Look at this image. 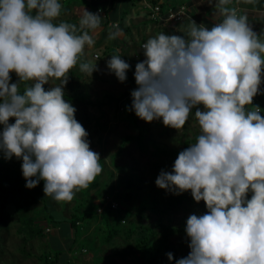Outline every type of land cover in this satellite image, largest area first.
Returning a JSON list of instances; mask_svg holds the SVG:
<instances>
[{
    "label": "clouds",
    "instance_id": "9594fccd",
    "mask_svg": "<svg viewBox=\"0 0 264 264\" xmlns=\"http://www.w3.org/2000/svg\"><path fill=\"white\" fill-rule=\"evenodd\" d=\"M231 4L217 0L222 19L210 30L191 20L185 36L161 32L148 38L145 59L135 66L138 87L130 110L137 117L162 118L164 126L179 131L196 108V142L155 180L177 195L190 190L208 209L188 217L190 252L176 264H264V117L259 106L246 107L260 94L264 40ZM61 9L60 0H0V151L6 159H22L26 188L43 180L45 196L71 202L102 167L63 89L78 63L89 76L99 70L96 62L80 58L94 44L87 29H97L102 18L84 10L79 28L56 24ZM119 34L110 32L108 39ZM107 68L123 83L130 65L112 55ZM12 72L16 83H10ZM50 80L59 84L46 91Z\"/></svg>",
    "mask_w": 264,
    "mask_h": 264
},
{
    "label": "rangeland",
    "instance_id": "374dc122",
    "mask_svg": "<svg viewBox=\"0 0 264 264\" xmlns=\"http://www.w3.org/2000/svg\"><path fill=\"white\" fill-rule=\"evenodd\" d=\"M60 16L57 18L59 19ZM56 19V20H57ZM121 29V24L119 25ZM115 42L117 41L114 39ZM109 46H114L113 40L103 38ZM117 46V45H116ZM125 62L129 63L127 79L121 83L107 68V61L111 55L94 49L98 57L92 56L98 71L91 76L80 72L79 66L68 73V83L64 86V99L75 107V119L84 118L80 124L87 131V141L90 149L99 154L102 172L87 189L76 192L71 202H57L47 196L50 204L49 213L45 211L42 202L31 203L17 210V203L23 199H30L38 195L39 185L33 189L25 187L26 181L22 174V159L13 156L10 160L0 151V183L6 192L0 191V264H46L40 256H51L50 250L61 248L63 255L53 264H170L179 255L190 252V238L187 234L176 233L162 238L161 225L186 227V221L192 214L203 215L208 209L203 200L195 202L191 191H186L183 201L171 207L164 202L165 189L156 186L159 162L167 160L166 156L151 154L153 144L160 143L168 148L183 149V142L187 138L197 137L200 129L194 118L196 108L191 110L184 128L177 131L163 125L162 118L146 122L135 115L137 123L144 127L145 150L140 151L134 142L124 143L123 137L137 132V128L128 116V107L132 104L131 92L138 86L133 84L135 66L141 58H132L123 47L116 48ZM10 83L18 82L15 72L10 73ZM264 75V73H262ZM31 86V82H28ZM59 81L50 80L44 85L47 91ZM25 85H20L23 94ZM87 91L92 99H101L104 94L118 95L123 91L127 94L119 101L102 106H90L70 100L67 96ZM198 107L203 110V105ZM10 118L9 123H14ZM0 125V132L3 130ZM196 142H191L194 144ZM174 164L167 168L171 172ZM44 183L43 180L40 181ZM112 193L119 209L114 214L121 215L123 209L130 208L131 213L125 215L124 226L110 242H101L100 225L103 210L98 211L101 195ZM252 193L247 194L251 198ZM154 201V208H151ZM141 203L145 206L141 207ZM87 211L88 215L79 224L82 228L74 234L73 228H68L67 219L74 211ZM31 219L30 222H27ZM84 227V228H83ZM142 227V228H141ZM47 228L50 230L48 231ZM30 229L34 230L29 233ZM126 229L133 231L127 234ZM48 231V232H47ZM75 236V241H73ZM140 237L144 243H140ZM87 241L86 246H81ZM139 245H144L140 250ZM84 249H83V248ZM172 253L170 261L167 254Z\"/></svg>",
    "mask_w": 264,
    "mask_h": 264
},
{
    "label": "crops",
    "instance_id": "0c3cea01",
    "mask_svg": "<svg viewBox=\"0 0 264 264\" xmlns=\"http://www.w3.org/2000/svg\"><path fill=\"white\" fill-rule=\"evenodd\" d=\"M151 3L161 2L165 7L175 8L179 5H185L186 15L179 21H156L149 18L146 9L143 6L144 0H60L62 4L60 18H70L79 23V18L84 10L97 13L100 8L101 24L91 30L89 34L94 40L91 46L86 45L84 54L80 62L91 61L92 56L97 53L91 52L94 49L98 51H116L118 46L132 55V58L145 59L143 48L140 43L146 42L148 38L154 37L163 32L167 35L185 36L188 25L191 20L197 25L203 24L211 29L215 23L221 21L217 14L215 4L217 0H146ZM229 7H236L238 15H246L248 24L252 27L260 38L264 40V0H252V3H246L245 0H232ZM105 20V21H104ZM121 24V29L119 25ZM120 30L119 36L113 40L114 46H109L103 38H108L110 32ZM117 45V46H116ZM107 52V53H108ZM104 53V54H107ZM110 55V54H109ZM79 66V63L75 66ZM73 74V71L69 72ZM260 86L264 91V75H262Z\"/></svg>",
    "mask_w": 264,
    "mask_h": 264
},
{
    "label": "trees",
    "instance_id": "16d2710c",
    "mask_svg": "<svg viewBox=\"0 0 264 264\" xmlns=\"http://www.w3.org/2000/svg\"><path fill=\"white\" fill-rule=\"evenodd\" d=\"M60 22H67L69 24H75L79 28V23L73 19H70V18H59V19L54 21V23H56V24H58ZM87 31L90 32L91 29H87ZM107 52L104 51V53H107ZM107 54H110L111 56L117 55L115 51H110ZM133 84H135V80H134ZM126 94H127V91H123V92L119 93L118 95L106 93V94H104L103 98H101V99H92L90 97V94L87 91H83V92H78L76 94L69 95V96H67V98L70 100L77 101V102L82 103V104H86V105H90V106H96L100 109L104 105H108L112 102H116V101L121 100ZM130 109H131V106L128 107V116H129L131 122L137 128V132L125 135L122 140L124 143L134 142L140 151H144L145 150V142H144L145 130H144V127H142L141 125H139L137 123L136 119L132 116V110H130ZM77 121L79 123H81L82 121H84V118H79V119H77ZM196 138L197 137H191V138L185 139L183 142V149L168 148V147H166L160 143L153 144V150L151 151L152 155H154V156H166L167 157L166 161L159 162L156 164V166H159L158 175L160 174L161 170H164L167 172L168 166L171 164H174V161L177 158L179 152H181L185 148H187L191 142L196 140ZM38 185L40 187V191H39L38 195L32 196L30 199H23V200L19 201V203H17L16 209L20 210L23 206H26L28 204L36 203V202H42L43 207H44L45 211L48 213L49 219L51 220V214L49 213V210L51 209L50 204L48 202L47 196H45V194L43 192L44 183L41 184V182H39ZM0 191L3 193L6 192L4 185L2 183H0ZM185 193L186 192H183V193L177 195V194H174L173 192L168 191L165 193L163 200H164L166 206L169 208L171 206L180 204L183 201V199L185 198ZM106 194L112 195L113 199H115L114 195L112 193L106 192ZM151 202L152 203H151L150 207L154 208V205H155L154 201H151ZM100 205H101V203H100ZM144 206L145 205L143 203H141V207H144ZM103 209H105V210L102 211L103 217L101 219L100 225H103L105 227V230L102 229L101 226H97V229L99 232L101 231V234H100L101 238H102L101 242L108 243V242H110V240L114 236L118 235V233L121 231V228H122L121 226H124L123 224L126 220L125 215L131 213V209L126 207L125 209H123V213L119 216L114 214V211H117L119 209V207L116 209H111L110 207L106 206ZM87 211L78 212L75 210L72 213V215L67 219V224H68L67 226H68V228L74 229V234L78 230H81L82 227L79 224L88 215ZM30 220L31 219H28L27 222H30ZM122 220H123V222H122ZM160 227L162 229L161 233H162L163 239H166L168 236H170L172 234H176V233L186 234V232H185L186 227H182V226L177 227V226L168 225V224L167 225L162 224ZM33 231L34 230L30 229L29 233L32 234ZM132 231H133L132 229H126L125 232H127V234H129ZM139 239H140L141 244L145 242L144 240H146V238L143 239L142 237H140ZM73 241H75V236H73ZM84 242L85 243H83L81 246H86L87 241L84 240ZM139 246H140V250H142L144 245H139ZM50 253H51V256L47 255V254L40 256V259L46 264H53L56 260H58L59 256L64 254L63 251L61 250V248L54 249V251L50 250ZM186 256H187L186 254H181L177 258V260L182 258V257H186ZM173 260L176 262L175 259H173Z\"/></svg>",
    "mask_w": 264,
    "mask_h": 264
},
{
    "label": "built area",
    "instance_id": "2783aa9c",
    "mask_svg": "<svg viewBox=\"0 0 264 264\" xmlns=\"http://www.w3.org/2000/svg\"><path fill=\"white\" fill-rule=\"evenodd\" d=\"M143 6L146 9L149 18L156 21H168V20L179 21L184 15H186L187 12L185 5H179L175 8H171L167 6L165 7L161 2L151 3L144 0ZM96 12H100V8H97ZM144 43L145 42L140 43L141 48H143ZM94 56L97 55L94 54ZM255 106H259V108L261 109L260 115L264 117V91L261 86H260V94H257L253 98L252 106H246V107L250 108ZM100 203L101 205L98 207L97 209L98 211H101L106 206L110 207L111 209L118 208L117 201L113 199L112 195L110 194L109 195L103 194L101 196ZM47 230L49 231L50 229L47 228ZM170 264H176V262L173 260Z\"/></svg>",
    "mask_w": 264,
    "mask_h": 264
}]
</instances>
